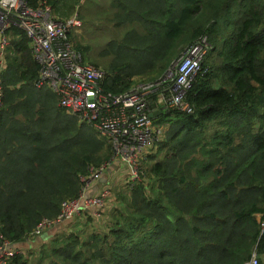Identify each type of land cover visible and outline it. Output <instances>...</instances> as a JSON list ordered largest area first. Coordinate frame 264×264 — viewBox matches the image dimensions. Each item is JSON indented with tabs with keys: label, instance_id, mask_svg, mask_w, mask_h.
Listing matches in <instances>:
<instances>
[{
	"label": "trees",
	"instance_id": "1",
	"mask_svg": "<svg viewBox=\"0 0 264 264\" xmlns=\"http://www.w3.org/2000/svg\"><path fill=\"white\" fill-rule=\"evenodd\" d=\"M47 1L56 9L80 0ZM112 1L108 21L138 27L101 50L110 57L103 88L159 79L185 45L207 36L211 49L187 92L193 110L159 116L166 128L143 181L121 190L123 205L107 217L101 208L104 228L78 221L10 264H245L254 250L264 264V0ZM10 30L0 74V246L56 218L80 196V176L113 157L105 138L37 85L29 39Z\"/></svg>",
	"mask_w": 264,
	"mask_h": 264
},
{
	"label": "built area",
	"instance_id": "2",
	"mask_svg": "<svg viewBox=\"0 0 264 264\" xmlns=\"http://www.w3.org/2000/svg\"><path fill=\"white\" fill-rule=\"evenodd\" d=\"M76 14L57 19L53 6L43 0L40 7L31 6L26 0H0V74L6 67L7 47L11 42L10 30L16 27L29 39L31 52L40 65L38 86H49L59 97V105L68 112L90 124L110 144L113 157L99 167H91L90 173L81 175L82 192L79 197L66 199L59 215L54 219L44 218L30 234L38 235L43 230L64 220L72 219L90 210L93 218L101 220V211L110 196L103 188L89 195L94 182L101 179L109 164L117 159L130 168L128 182L143 181L144 158L152 153L166 124L158 121L152 113L163 106L191 112L187 92L193 84L202 63L211 49L207 36L189 45L182 55L174 60L163 77L143 80L126 91L115 93L102 86L106 71L84 61L82 50L75 48L71 35L81 26ZM3 86L0 78V107ZM264 228V222H261ZM5 241L0 246V264H10L19 249ZM259 254L254 250L245 264H258Z\"/></svg>",
	"mask_w": 264,
	"mask_h": 264
},
{
	"label": "rangeland",
	"instance_id": "3",
	"mask_svg": "<svg viewBox=\"0 0 264 264\" xmlns=\"http://www.w3.org/2000/svg\"><path fill=\"white\" fill-rule=\"evenodd\" d=\"M112 2V0H80L74 6L71 5L73 1H70L69 4L62 5L60 8H53V14L57 19L69 18L76 14L79 16L78 18L81 21V26L71 35L72 41L75 44L80 43L86 48L82 50L86 63L97 65L103 69H105V66L110 61L109 56L101 55V50L106 46L107 42L112 39H121L125 36L127 31L138 27L137 24L115 26L110 23L108 18L111 12H113ZM191 44L185 45L181 49L179 56L182 55L184 50ZM168 111L169 110L163 106V113H167ZM161 123L166 124L163 120H161ZM155 152L156 150L152 153ZM148 163H151V161H148ZM146 165L147 163L145 162L143 170L146 169ZM119 205H123V202H120ZM112 209H115V207ZM100 219L102 226H104L105 223V225H107L105 218ZM95 224H98V222H94L93 219L90 225L95 226Z\"/></svg>",
	"mask_w": 264,
	"mask_h": 264
},
{
	"label": "crops",
	"instance_id": "4",
	"mask_svg": "<svg viewBox=\"0 0 264 264\" xmlns=\"http://www.w3.org/2000/svg\"><path fill=\"white\" fill-rule=\"evenodd\" d=\"M112 7H113V2H112ZM139 80L143 81L142 78L137 77L135 83L141 82ZM157 111H160L159 114L153 116L159 118L162 109L159 108L157 109ZM143 160L144 161L147 160V156ZM142 165H143V161H142ZM129 174H130L129 166H126L123 163L119 162L117 159H115L109 164V166L103 173L101 179L94 182L91 189L89 190V194L95 195L103 188L109 189L110 196L107 198L106 205L104 207L106 217L110 213L113 207L119 205L120 203V200L118 199L119 192L122 190L127 193L130 190L131 184L128 182ZM88 219L89 218L87 216L83 214H79L72 219L64 220L58 224H55L54 226H51L43 230V232H41L38 235L29 236L23 242L17 243V245L14 247L20 250V254H23L31 258V256L34 253H37L39 251L41 245L46 244L52 238H54L59 234L70 231L73 227H78L77 226L78 221L82 222L83 224H88V225H90V223L92 224L93 220L91 219L88 220ZM93 219L94 222L96 221L98 222V224H95V226H93L94 229L99 231L102 228H104V226H102L101 224V220L95 218ZM261 259L262 261H264V255H261Z\"/></svg>",
	"mask_w": 264,
	"mask_h": 264
},
{
	"label": "water",
	"instance_id": "5",
	"mask_svg": "<svg viewBox=\"0 0 264 264\" xmlns=\"http://www.w3.org/2000/svg\"><path fill=\"white\" fill-rule=\"evenodd\" d=\"M159 112H160V111H157V110H156V111H154V112L152 113V115H157V114H159ZM88 194H89V193H88ZM89 195H91V194H89ZM16 245H17V244H12L11 246L14 247V246H16Z\"/></svg>",
	"mask_w": 264,
	"mask_h": 264
}]
</instances>
